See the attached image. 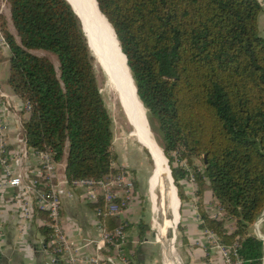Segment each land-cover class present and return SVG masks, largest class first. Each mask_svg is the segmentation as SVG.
<instances>
[{
  "label": "trees",
  "instance_id": "trees-1",
  "mask_svg": "<svg viewBox=\"0 0 264 264\" xmlns=\"http://www.w3.org/2000/svg\"><path fill=\"white\" fill-rule=\"evenodd\" d=\"M96 1L161 136L178 197L187 199L181 181L192 179L201 229L225 247L237 243L247 264H262L263 242L250 229L264 211L263 0ZM7 3L19 39L0 14L8 85L31 107L23 124L28 147L50 150L66 164L69 181L107 176L117 161L113 121L80 18L67 0ZM38 50L56 56L59 70ZM206 191L225 210L223 219L208 215ZM41 230L49 240L50 231Z\"/></svg>",
  "mask_w": 264,
  "mask_h": 264
},
{
  "label": "built area",
  "instance_id": "built-area-1",
  "mask_svg": "<svg viewBox=\"0 0 264 264\" xmlns=\"http://www.w3.org/2000/svg\"><path fill=\"white\" fill-rule=\"evenodd\" d=\"M8 48L0 29V52ZM4 98L5 102L0 101V210L3 196L12 192L11 204L18 213L20 231L34 222L36 212L46 215V219L41 220L39 224L50 231L49 240L45 237L40 242L42 249L49 250L54 256L48 264H58L60 261L63 264H134L128 251V220H122L114 229H109L106 225L107 219L121 218L137 201L136 178L133 172L125 166H120L100 179L69 181L66 177H61L59 163L54 160L52 152L29 148L25 136L18 139L13 154L6 140V120L10 104L8 97ZM25 110L29 116L31 107L26 102ZM31 157L37 160L35 167L28 165ZM79 189L84 192L90 204H99L94 209L100 221L98 238L86 243V246L94 247L95 254L92 256L81 254L82 248L70 240L63 222L64 200L73 199ZM207 213L217 220L226 216L219 203H212L207 208ZM263 222L264 214L254 224V230L256 237L264 245V235L260 228ZM205 234L211 248L221 253L226 264H247L238 256L237 243L225 247L215 233L206 230ZM2 242L3 224L0 217V251ZM261 262L264 264V254Z\"/></svg>",
  "mask_w": 264,
  "mask_h": 264
},
{
  "label": "crops",
  "instance_id": "crops-1",
  "mask_svg": "<svg viewBox=\"0 0 264 264\" xmlns=\"http://www.w3.org/2000/svg\"><path fill=\"white\" fill-rule=\"evenodd\" d=\"M259 33L260 36L264 38V1L263 12L259 16ZM9 59L10 49L8 48L2 50L0 52V101L5 102L6 99L4 98V96L8 97L7 100L9 101L10 107L6 120V140L9 144V148H11V151L14 154L18 139L24 137L23 124L25 121H27L29 116L25 110V102L8 85L9 75L7 73V68H1V65H6L7 63H9L10 65ZM122 103L125 106L123 100ZM126 107L127 106H125V108ZM126 111L128 115H131H129V119L132 126H134L135 122H133V115L129 112L128 107L126 108ZM147 118L148 117L145 114V119L147 120ZM147 123L149 122L147 121ZM134 128L136 130V125ZM135 138L139 139L137 135ZM195 161L198 162V160ZM196 162V166L200 169H203L202 164H197ZM114 164L116 166L126 167V165L119 160ZM28 165L31 167H35L37 165L36 158L31 157L28 161ZM65 168V163H59V172L61 177H65ZM152 177L153 176H151V180ZM181 184L183 186V191L187 199L181 204V214H179L180 200L178 199V205L176 213L174 215V219L176 216V222L177 224H179L180 215H182L183 210L185 211V216L181 217L183 225L182 227L184 244L186 245V250L189 256L186 264H226L222 258L221 253L217 249L211 248L205 234L206 230L201 229V224L203 222L201 219L202 216L199 207L201 201L199 199V196L197 195V185L191 179L183 180L181 181ZM157 189V184L155 181H153L150 193L152 196V203L154 207H156V210L158 198L156 197L155 190ZM161 189H163V185L161 188L160 184L159 190L161 194L162 208L163 198ZM136 190L137 192L139 191L138 178H136ZM11 195L12 192H7L3 196L2 208L0 210V217L3 224V242L2 249L0 251V264H48L49 262H51L54 256L49 250L44 251L42 249L40 242L41 239L45 238V236L43 235L41 230V228L43 227H41V225L39 224L41 220L46 219V215L44 213L36 212L34 222L29 224L25 230L20 231L18 227L19 217L17 211L11 204ZM212 203L218 202H216V200L213 198L211 191H206L204 195V205L206 206V210ZM122 220H128L130 225L128 230L130 240L128 251L132 256L134 264H159L158 260L153 259L154 257H152L151 259L144 257L146 248H151L150 244L146 242L147 237L144 236V239H142L143 231L145 230L147 225L143 223L144 221H147L146 223H148L146 216V201L143 200L142 195H138L137 201L130 207L127 212H125V214L121 218H109L106 220V225L109 229H114V222H118V224H120ZM63 222L66 231L69 234L70 240L74 242L77 247L82 248L81 254L90 256L94 255V247L92 245L86 246V243L88 240L98 238V225L100 224V221L94 213L92 204L87 201L82 190H77L76 195L73 199L64 200ZM227 227L230 228L231 231H233L234 229L233 223L227 224ZM260 228L261 232L264 235V222L260 225ZM79 229H82V231L80 232ZM250 231L253 235H255L254 225L251 227ZM163 245L165 246L164 243ZM105 256L106 254L104 255V257ZM167 261L169 264H171L170 260ZM59 263L63 264L61 261Z\"/></svg>",
  "mask_w": 264,
  "mask_h": 264
},
{
  "label": "rangeland",
  "instance_id": "rangeland-1",
  "mask_svg": "<svg viewBox=\"0 0 264 264\" xmlns=\"http://www.w3.org/2000/svg\"><path fill=\"white\" fill-rule=\"evenodd\" d=\"M80 3L82 4V2ZM0 14L6 18L10 32L17 38V40H19L17 36V32L12 24L10 7L7 3V0H0ZM82 22L89 40V44L92 48L91 51L95 56V66H96V72H97L100 89L105 104L109 110V113L113 121L115 138H114L112 152L116 157L117 160L116 163L118 162V160L123 162V164H125L126 167L133 172L135 178H138L139 191L137 192V194L140 196L142 195L143 200L146 201V216L148 223H146L147 221H144L143 223L147 225L145 230L143 231L142 239H144L143 238L144 236L147 237L146 242L150 244L151 249L146 248V251L144 252V257L148 259L154 257L153 259L158 260L159 264H169L167 260H170L171 257L169 256V253L172 251L177 255V260H179V264H186L189 256L186 250V245L184 244L183 227H182L183 226L182 217L185 216V211L183 210L182 215H180V221L177 228H176L177 225L176 216L175 219L173 218L174 221L169 227L170 238L168 240L165 237L166 234L165 232L168 229L166 226L168 225V219L166 217L165 210L164 209L162 210L161 208V194L159 190L160 184H161V188L163 185L162 172L158 167H156L152 159L153 153L151 152L152 155L151 157L149 150L143 146V144L139 139L135 138L136 130L134 129V126H132L126 108L122 103L123 100L122 99L123 90L121 88L122 81L118 80L120 78L118 77V75L115 74L109 62L106 63V61H104L107 60L104 57L106 56L109 58L111 57L109 55L111 53L109 52L110 49L109 47H107L110 45L108 44L109 42H106L104 40L102 36V31L99 29L97 25L90 26L87 23H85L84 20H82ZM33 53L41 57H48L55 64L56 68L59 70V62L57 60V57L54 56L53 54L41 50L34 51ZM9 66H10L9 63H7L6 65H1V68L2 67L7 68L8 75L10 68ZM147 121L149 122L148 118ZM148 124L153 134L152 141L154 142V144H156L158 148L161 149L163 153V148L161 147V141H162L161 136L156 130H154L151 127L150 122ZM185 163L186 162H184L183 166L188 168V166H186L187 164ZM196 163L201 164L199 160ZM119 167L120 166H116L115 164H113L114 170H116ZM151 176H153L152 180H151ZM153 181L156 182L158 187V189L155 190L156 197L158 198L157 210L152 203V196L150 193ZM179 200H180L179 204L181 209L182 201L180 198ZM180 209H179V214H181ZM163 243L165 244V246L163 245Z\"/></svg>",
  "mask_w": 264,
  "mask_h": 264
},
{
  "label": "bare ground",
  "instance_id": "bare-ground-1",
  "mask_svg": "<svg viewBox=\"0 0 264 264\" xmlns=\"http://www.w3.org/2000/svg\"><path fill=\"white\" fill-rule=\"evenodd\" d=\"M69 2L73 6L74 10L79 14L80 18L84 20L85 23H87L90 26L97 25L99 27V29L102 31V36L104 40L106 42H109L108 44H110L107 47H109L110 49L109 52L111 53L109 55L111 57L110 58L107 56L104 57L107 59L104 61H106V63L109 62L115 74L118 75V77L120 78L118 80L122 81L121 84V88L123 90L122 99L125 106L128 107L129 112L133 115L134 121L132 119L131 120L135 122L136 135L140 139L141 143L146 148H149L152 151L155 165L162 172V182H163V189H161L162 198H163L162 208L165 210V214L168 219V225H166L168 229L165 232L166 233L165 237L169 240L170 238L169 227L173 222V218L176 213L179 198H177L178 196L176 195V188L173 187L166 159L161 149L158 148L156 144H154V142L152 141L153 134L150 130L149 124L147 123V120L145 119L146 111L136 94L134 80L131 79V76L129 74L130 71L126 63V59L124 58L125 56L122 55L123 53L119 47V44L116 40L113 30L111 29V26L107 23L106 19L99 12L95 0H70ZM80 2H82V4ZM83 7L84 8L86 7L88 15L83 12L84 9ZM177 226L178 224L176 225V228ZM169 256L171 257L170 258L171 264H179L177 260V255L174 252L171 251L169 253Z\"/></svg>",
  "mask_w": 264,
  "mask_h": 264
},
{
  "label": "water",
  "instance_id": "water-1",
  "mask_svg": "<svg viewBox=\"0 0 264 264\" xmlns=\"http://www.w3.org/2000/svg\"><path fill=\"white\" fill-rule=\"evenodd\" d=\"M68 1V0H67ZM95 2H96V5H97V7H98V4H97V1L95 0ZM68 3L71 5V3L68 1ZM71 7H72V9L74 10V8H73V6L71 5ZM84 8V7H83ZM98 10H99V7H98ZM74 12L78 15V17L80 18V16H79V14L74 10ZM83 12L85 13V14H87L88 15V13H87V9L86 8H84L83 9ZM99 12H100V10H99ZM101 13V12H100ZM103 16V15H102ZM104 17V16H103ZM105 18V17H104ZM106 19V18H105ZM80 20H81V23H82V26H83V22H82V19L80 18ZM107 20V19H106ZM108 22V21H107ZM108 24H109V22H108ZM110 25V24H109ZM111 26V25H110ZM111 29L113 30V28L111 27ZM83 31L85 32V29H84V26H83ZM113 32H114V30H113ZM86 33V32H85ZM114 35H115V37H116V34H115V32H114ZM86 36H87V34H86ZM87 40H88V37H87ZM116 40H117V37H116ZM117 42H118V40H117ZM88 44H89V40H88ZM118 44H119V42H118ZM120 46V45H119ZM89 47H90V49L92 50V48H91V46H90V44H89ZM120 49H121V47H120ZM122 51V50H121ZM123 53V52H122ZM124 55V54H123ZM125 56V55H124ZM125 59H126V63H127V58H126V56H125ZM127 66H128V64H127ZM129 68V67H128ZM130 70V69H129ZM133 78V77H132ZM134 80V79H133ZM134 83H135V81H134ZM135 91H136V94H137V87H136V84H135ZM138 96V95H137ZM149 150V149H148ZM149 153H150V155H151V151L149 150ZM164 153V152H163ZM151 157H152V155H151ZM164 157H165V155H164ZM152 159H153V157H152ZM165 159H166V162H167V165H168V168H169V173H170V178H171V181H172V184H173V186H174V188H176V195L178 196V192H177V187L175 186V182H174V179H173V176H172V170H171V167H170V165H169V161H168V159L165 157ZM153 161H154V159H153ZM154 163H155V161H154ZM180 209V208H179Z\"/></svg>",
  "mask_w": 264,
  "mask_h": 264
}]
</instances>
